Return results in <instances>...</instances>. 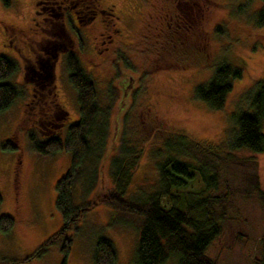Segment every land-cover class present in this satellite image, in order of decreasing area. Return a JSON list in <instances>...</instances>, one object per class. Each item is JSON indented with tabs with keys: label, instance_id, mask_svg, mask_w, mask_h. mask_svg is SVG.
<instances>
[{
	"label": "rangeland",
	"instance_id": "rangeland-1",
	"mask_svg": "<svg viewBox=\"0 0 264 264\" xmlns=\"http://www.w3.org/2000/svg\"><path fill=\"white\" fill-rule=\"evenodd\" d=\"M195 1L199 5L196 13L193 11L194 22L190 20L194 27L186 33L176 23L181 22L179 0H105L113 5L117 18L111 26V32L114 26L119 30L115 33V44L102 59L89 49L87 39L84 44L77 42L79 47H75L86 73L95 82L100 106L110 103L113 89L119 91L108 126L109 156L117 154L114 151L117 147L111 145L113 142L118 145L123 136L144 147L126 199H145V193L156 187L158 160L166 155L165 140L177 141L178 133L189 134L214 146L221 154L229 153L228 142L234 137L235 128L232 116L240 111L252 112L246 96L264 79V27L257 25L260 1ZM182 3L184 5V1ZM36 9L35 0H0V56L10 57L8 52H12L15 45L29 53L26 43L34 37L28 40V31L36 34L35 38L45 36L41 30V18L45 14L35 15ZM95 34L98 36V31ZM166 39L172 40V44ZM92 43L98 48L95 39ZM186 49L187 55L182 53ZM202 53L207 54L208 66L176 68L180 64L204 60ZM12 60L19 69L5 82L24 90V96L0 114V193L3 198L0 218L10 216L15 220L10 231L0 230V264H93L100 237L114 243L118 253L116 264H136L138 227L130 220L118 219L117 211L107 206H99L88 213L79 229L70 234L72 244L68 255L61 251L60 245H55L40 257L32 258L63 226V217L57 208V183L69 173L72 154L64 151L42 155L32 148L30 134L46 142L43 136L53 128L47 125L46 119L42 123L33 120L38 116L29 104L28 80L20 58L12 57ZM223 63L241 67L243 75L234 82L224 107L213 110L199 100L195 92ZM158 66L167 69H156ZM55 75L58 102L73 120L69 122L71 126L79 121L80 113L77 92L69 81L66 63L58 65ZM234 154L238 159L250 158L257 162V175L264 190V153L243 150ZM102 164L106 165V161ZM251 167L249 163L238 161L220 167V192H224L228 184L232 197L224 232L208 250V255L218 264H258L263 257L264 207L256 195L247 197L242 193L248 189L250 174L255 169ZM98 175L102 181L92 194H87L84 178L77 185L75 206L113 188L108 167ZM192 188L196 190L201 185L193 183Z\"/></svg>",
	"mask_w": 264,
	"mask_h": 264
},
{
	"label": "trees",
	"instance_id": "trees-1",
	"mask_svg": "<svg viewBox=\"0 0 264 264\" xmlns=\"http://www.w3.org/2000/svg\"><path fill=\"white\" fill-rule=\"evenodd\" d=\"M259 1L261 5L257 25L264 27V0ZM179 2L181 22L179 20L176 23L188 33L194 27L190 20L194 22L193 11L196 13L199 4L195 0ZM169 42L172 44V40ZM188 52L186 49L182 53L187 55ZM202 57L205 59L180 64L176 68L208 66L207 54L202 53ZM66 66L69 81L77 92L79 121L73 123L63 137L47 139L46 142L38 140L33 134L29 135L32 148L42 155H55L64 151L72 154L69 173L57 183V208L62 214L63 226L32 258L40 257L55 245H60L61 251L68 255L72 244L70 234L79 229V224L88 213L99 206H107L117 211L118 219L130 220L137 225L139 240L136 264H218L208 255V250L224 232L232 197L228 184L225 191L220 192V167L237 161L255 167L248 180V189L242 193L247 197L256 195L264 207V190L257 175V162L250 158L238 159L234 154L243 150L255 154L264 153V79L258 81L246 96L252 112L240 111L232 116L235 128L234 137L228 142L229 153L221 154L214 146L204 144L189 134L178 133L175 136L177 141L165 140L166 155L164 159L158 160L156 187L145 193V199H126L125 195L139 168L144 147L123 136L118 145L117 142L111 145L119 148L114 150L117 154L109 156L108 126L119 91L113 89L110 103L101 107L95 82L86 73L80 58L77 55L71 56ZM18 69V64L12 59L0 56V114L9 110L16 100L24 96V90L5 82ZM156 69L167 68L158 66ZM242 75L241 67L223 63L208 82L196 88V97L206 102L211 109L221 110L227 95L233 90L234 82L242 78ZM103 161H106V165L102 164ZM104 167L109 168L113 188H108L93 200L75 206L74 191L77 185L84 178L87 194H92L98 182L102 181L98 172H102ZM87 176L91 180L89 186ZM193 183L201 185V188L194 190ZM142 190L143 188L140 192ZM2 201L0 193V206ZM14 224L15 220L10 216L0 218L2 232L10 231ZM117 260L118 253L112 240L100 237L93 264H116ZM258 262L264 264V254Z\"/></svg>",
	"mask_w": 264,
	"mask_h": 264
},
{
	"label": "flooded vegetation",
	"instance_id": "flooded-vegetation-1",
	"mask_svg": "<svg viewBox=\"0 0 264 264\" xmlns=\"http://www.w3.org/2000/svg\"><path fill=\"white\" fill-rule=\"evenodd\" d=\"M43 4L47 6L43 7ZM35 5L37 7L35 15L45 14L41 18L43 21L41 30L45 36L35 38L36 34L32 35L28 31L26 38L30 40L34 37L28 43H26L27 39L25 40L26 45L29 46V53L22 52L15 45L16 48L14 46V50L8 52L10 54L8 58L13 57L17 60L20 58L29 83V87L26 88L29 104L36 110L34 115L38 116V119L35 117L32 119L40 123L46 119L47 125L53 129L50 130L51 133L43 137L51 139L63 137L70 127L69 122L73 121L58 102L55 69L60 63H67L71 56L77 55L75 51L77 42L84 44L85 39L89 41V49L94 50L97 58L102 59L104 53L110 50L112 44H115V33L119 30L114 29V26L111 32V26L116 23L117 18L113 12V5H108L105 0H35ZM107 30L110 33H107ZM97 31L98 36L95 34ZM93 39L98 43L96 49L95 45H92ZM7 41L13 47L12 40ZM77 49L80 51L79 48ZM14 51L19 57L14 54Z\"/></svg>",
	"mask_w": 264,
	"mask_h": 264
}]
</instances>
